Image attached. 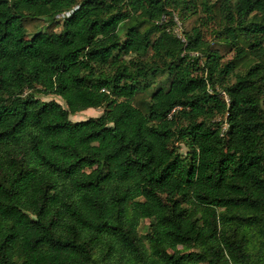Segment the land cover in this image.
I'll return each mask as SVG.
<instances>
[{
	"label": "trees",
	"instance_id": "16d2710c",
	"mask_svg": "<svg viewBox=\"0 0 264 264\" xmlns=\"http://www.w3.org/2000/svg\"><path fill=\"white\" fill-rule=\"evenodd\" d=\"M0 264H264V0H0Z\"/></svg>",
	"mask_w": 264,
	"mask_h": 264
},
{
	"label": "rangeland",
	"instance_id": "374dc122",
	"mask_svg": "<svg viewBox=\"0 0 264 264\" xmlns=\"http://www.w3.org/2000/svg\"><path fill=\"white\" fill-rule=\"evenodd\" d=\"M57 30L60 31L61 27H59ZM176 32H177V29H176ZM208 38L210 40L213 37L211 36V34H209ZM213 46L215 48H219L220 52L226 57V59H229V58L232 57L233 53H232L231 49H229L228 47L222 46L221 44H218V43L213 44ZM42 98L44 100H53V99L57 100L60 103H62L64 105V107L67 108L66 103L59 96L51 94V95H48V96H42ZM103 112H104V108H90V109H87L85 111L78 112L77 114L71 115V120L72 121L86 120V119H89V118H92V117L100 116ZM182 150L183 151H187V148L185 146H182ZM144 223L147 224L148 220L145 221Z\"/></svg>",
	"mask_w": 264,
	"mask_h": 264
},
{
	"label": "built area",
	"instance_id": "2783aa9c",
	"mask_svg": "<svg viewBox=\"0 0 264 264\" xmlns=\"http://www.w3.org/2000/svg\"><path fill=\"white\" fill-rule=\"evenodd\" d=\"M177 22H178L177 33L179 36H181L185 40V38L183 37V34H182V24L180 21H177Z\"/></svg>",
	"mask_w": 264,
	"mask_h": 264
}]
</instances>
